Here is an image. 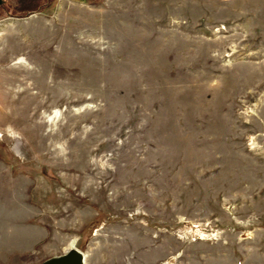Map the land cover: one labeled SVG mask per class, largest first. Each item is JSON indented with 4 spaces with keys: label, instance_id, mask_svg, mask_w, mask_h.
I'll return each mask as SVG.
<instances>
[{
    "label": "rangeland",
    "instance_id": "374dc122",
    "mask_svg": "<svg viewBox=\"0 0 264 264\" xmlns=\"http://www.w3.org/2000/svg\"><path fill=\"white\" fill-rule=\"evenodd\" d=\"M3 1L0 264H264V0Z\"/></svg>",
    "mask_w": 264,
    "mask_h": 264
},
{
    "label": "water",
    "instance_id": "95a60500",
    "mask_svg": "<svg viewBox=\"0 0 264 264\" xmlns=\"http://www.w3.org/2000/svg\"><path fill=\"white\" fill-rule=\"evenodd\" d=\"M3 3L4 1L0 0V5ZM42 264H84V255L80 251L72 249L63 255L49 258Z\"/></svg>",
    "mask_w": 264,
    "mask_h": 264
},
{
    "label": "trees",
    "instance_id": "16d2710c",
    "mask_svg": "<svg viewBox=\"0 0 264 264\" xmlns=\"http://www.w3.org/2000/svg\"><path fill=\"white\" fill-rule=\"evenodd\" d=\"M26 1L27 2L24 5H21V8L18 9L19 15H12L11 14L13 17H25L29 14L34 13V11L38 12V13L41 12V10L38 8V6H36V7L33 6L34 1L36 2V0H26ZM35 5H36V3H35ZM5 15H6L5 13L0 12V19L6 18L7 16H5Z\"/></svg>",
    "mask_w": 264,
    "mask_h": 264
},
{
    "label": "bare ground",
    "instance_id": "6f19581e",
    "mask_svg": "<svg viewBox=\"0 0 264 264\" xmlns=\"http://www.w3.org/2000/svg\"><path fill=\"white\" fill-rule=\"evenodd\" d=\"M19 63H23V61H20ZM84 261H85V256H84Z\"/></svg>",
    "mask_w": 264,
    "mask_h": 264
}]
</instances>
